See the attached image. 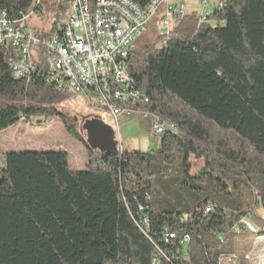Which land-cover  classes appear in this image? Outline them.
<instances>
[{"label": "trees", "instance_id": "1", "mask_svg": "<svg viewBox=\"0 0 264 264\" xmlns=\"http://www.w3.org/2000/svg\"><path fill=\"white\" fill-rule=\"evenodd\" d=\"M32 1L0 0V13L16 19ZM70 1L40 0L37 13L58 12L33 34L59 33ZM199 18L188 12L163 45L129 51V71L148 97L138 106L175 128L155 151L97 153L66 126L97 153L96 167L71 169L64 151L3 155L0 264H150L157 247L173 264H218L233 254L235 234L248 232L241 219L264 210V0H215ZM12 58L0 46V131L29 116L59 115L65 124L54 104L68 96L47 78L45 47L35 46L28 78H12ZM166 226L189 235L185 253L172 256Z\"/></svg>", "mask_w": 264, "mask_h": 264}, {"label": "built area", "instance_id": "2", "mask_svg": "<svg viewBox=\"0 0 264 264\" xmlns=\"http://www.w3.org/2000/svg\"><path fill=\"white\" fill-rule=\"evenodd\" d=\"M39 2L33 0L26 12L16 19L0 13V46L12 51L13 58L8 63L12 78H28L35 72V46L42 44L49 58L47 78L55 88L65 91L69 97L84 95L90 105L111 114L116 125L119 115L129 116L140 110L141 117L149 121L151 134L158 138L163 126L151 118L150 112L138 106L145 103L144 92L130 85L133 76L129 71V51L149 22L155 20L160 6L163 5L162 35L167 36L172 21L187 13L185 5L176 0H150L145 7L132 0H96L93 5L88 0H71L61 31L41 40L26 26L27 19L37 13ZM206 2L201 0L200 4ZM207 14V11L200 13L199 22ZM116 148L121 152L123 147L117 144ZM263 220L260 219L257 227L248 218L241 219L240 223L249 232L258 234L264 226ZM161 236L171 246L172 256L185 253L190 240L187 233L178 236L166 226ZM174 241H177L175 246ZM243 260L235 254H222L218 264H242ZM150 264H173V261L157 247Z\"/></svg>", "mask_w": 264, "mask_h": 264}, {"label": "rangeland", "instance_id": "3", "mask_svg": "<svg viewBox=\"0 0 264 264\" xmlns=\"http://www.w3.org/2000/svg\"><path fill=\"white\" fill-rule=\"evenodd\" d=\"M176 1L185 5L187 13L194 12L196 15H199L206 11L210 12L215 0H206L207 2L204 5L200 4L201 0ZM162 9L163 5L156 11L155 20L152 19L146 31L133 42L135 49H141L149 44H154L155 47L164 44L166 36L159 38L162 35L160 19ZM57 10V8H44L42 6L41 13H36L27 19V29L31 33L40 27L48 30L54 21L58 12ZM175 21H178V19L172 21L170 30H173ZM62 23L63 20L61 19L58 27ZM47 59L49 60L48 56ZM2 100L0 95V105L2 104ZM54 106L64 117L65 124L59 115L20 118L11 126L0 131V160L5 153L12 151H64L67 154L68 166L71 169L84 170L90 165L96 167L97 153L90 155L88 149L77 137L66 129L67 126L72 132H81L83 135L81 131L83 120L94 116L100 117L105 124L114 130L117 144H121L126 150L149 152L155 151L159 147L158 139H155L151 134L149 121L141 117L140 110L129 116L119 115L116 125L111 114L97 105H90L84 95L68 96V99L56 103ZM172 128H174L173 125ZM191 161L194 163L195 168L201 166V160L191 157ZM256 214L264 219L262 207L258 208ZM247 218L257 227V224L252 221V218L258 219L256 216L250 215ZM262 237L264 236H257V234L249 231L236 233L233 240V254L239 256L242 260L244 259L242 264H252L249 255L258 238Z\"/></svg>", "mask_w": 264, "mask_h": 264}, {"label": "water", "instance_id": "4", "mask_svg": "<svg viewBox=\"0 0 264 264\" xmlns=\"http://www.w3.org/2000/svg\"><path fill=\"white\" fill-rule=\"evenodd\" d=\"M81 131L88 147L97 153L109 154L116 151L115 132L100 117L94 116L84 119ZM1 180L0 175V182Z\"/></svg>", "mask_w": 264, "mask_h": 264}, {"label": "bare ground", "instance_id": "5", "mask_svg": "<svg viewBox=\"0 0 264 264\" xmlns=\"http://www.w3.org/2000/svg\"><path fill=\"white\" fill-rule=\"evenodd\" d=\"M130 85H135L134 78H130ZM148 101V97L144 92V102ZM151 118L158 123V125L163 126V130L158 132V138L168 129L172 128V125L162 121L157 116L151 114ZM117 150V148H116ZM252 264H264V237L258 238V241L255 243L252 252L249 255Z\"/></svg>", "mask_w": 264, "mask_h": 264}, {"label": "crops", "instance_id": "6", "mask_svg": "<svg viewBox=\"0 0 264 264\" xmlns=\"http://www.w3.org/2000/svg\"><path fill=\"white\" fill-rule=\"evenodd\" d=\"M258 219H262L260 216H257ZM258 219H255V218H252V221L255 222V224L259 225V220Z\"/></svg>", "mask_w": 264, "mask_h": 264}, {"label": "clouds", "instance_id": "7", "mask_svg": "<svg viewBox=\"0 0 264 264\" xmlns=\"http://www.w3.org/2000/svg\"><path fill=\"white\" fill-rule=\"evenodd\" d=\"M260 221V219H258Z\"/></svg>", "mask_w": 264, "mask_h": 264}]
</instances>
